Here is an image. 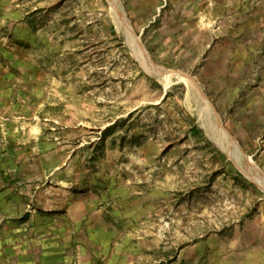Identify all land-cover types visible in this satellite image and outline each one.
I'll return each mask as SVG.
<instances>
[{"label": "rangeland", "instance_id": "rangeland-1", "mask_svg": "<svg viewBox=\"0 0 264 264\" xmlns=\"http://www.w3.org/2000/svg\"><path fill=\"white\" fill-rule=\"evenodd\" d=\"M0 165L64 264H264V0H0Z\"/></svg>", "mask_w": 264, "mask_h": 264}, {"label": "crops", "instance_id": "crops-1", "mask_svg": "<svg viewBox=\"0 0 264 264\" xmlns=\"http://www.w3.org/2000/svg\"><path fill=\"white\" fill-rule=\"evenodd\" d=\"M2 170L0 165V264H64L61 232L54 230L47 238L46 228L39 224L30 234L28 224L16 226L17 197H24L25 191L16 194L11 186L15 178ZM51 239H58V244ZM65 264H73L72 259Z\"/></svg>", "mask_w": 264, "mask_h": 264}, {"label": "bare ground", "instance_id": "bare-ground-1", "mask_svg": "<svg viewBox=\"0 0 264 264\" xmlns=\"http://www.w3.org/2000/svg\"><path fill=\"white\" fill-rule=\"evenodd\" d=\"M120 3V2H119ZM117 5V4H116ZM114 6V7H117V6ZM113 7V8H114ZM118 13V12H117ZM119 14V13H118ZM122 16V15H121ZM115 17H117V16H115ZM120 20V19H119ZM123 26V25H122ZM129 26V25H128ZM118 27H119V25H118ZM129 29V28H128ZM130 30V29H129ZM135 39V38H134ZM134 48L136 49V51H137V53H138V55L141 57V58H143V60H145V61H148V58L146 57V54H144V50H142L140 47H139V45H138V42L137 43H135V46H134ZM142 60V61H143ZM150 68V67H149ZM154 71V70H153ZM183 79V78H182ZM209 123V122H208ZM211 129V128H210ZM219 131V130H218ZM211 132V131H210ZM219 134V133H218ZM219 136V135H218ZM226 137V136H225ZM217 138V137H216ZM219 139V138H218ZM224 140V139H223ZM224 142V141H223ZM222 142V143H223ZM234 145V144H233ZM229 146V145H228ZM230 147V146H229ZM228 147V148H229ZM230 149V148H229ZM232 149V148H231ZM244 157V156H243ZM244 161V160H243ZM236 162V161H235ZM249 167V166H248ZM254 167V166H253ZM240 168H241V166H240ZM251 174H253V173H251ZM254 174H256V173H254ZM260 185V184H259Z\"/></svg>", "mask_w": 264, "mask_h": 264}]
</instances>
